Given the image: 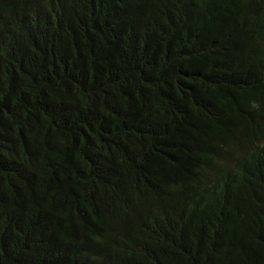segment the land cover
<instances>
[{"label":"trees","instance_id":"16d2710c","mask_svg":"<svg viewBox=\"0 0 264 264\" xmlns=\"http://www.w3.org/2000/svg\"><path fill=\"white\" fill-rule=\"evenodd\" d=\"M0 264H264V0H0Z\"/></svg>","mask_w":264,"mask_h":264}]
</instances>
